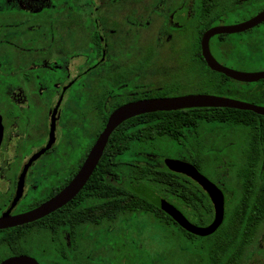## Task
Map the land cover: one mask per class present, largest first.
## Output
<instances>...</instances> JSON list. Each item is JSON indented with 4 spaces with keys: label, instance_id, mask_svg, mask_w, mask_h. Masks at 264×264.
<instances>
[{
    "label": "flooded vegetation",
    "instance_id": "flooded-vegetation-1",
    "mask_svg": "<svg viewBox=\"0 0 264 264\" xmlns=\"http://www.w3.org/2000/svg\"><path fill=\"white\" fill-rule=\"evenodd\" d=\"M119 6L125 14L117 13ZM263 11L264 0H0V74L4 58L7 64L14 57L15 64L9 77L0 76V218L6 213L15 217L33 211L63 192L82 169L109 118L126 105L194 95L223 97L187 89L238 87L232 81L263 83L258 92L255 88L251 92L264 95V80L243 82L214 71L202 50L203 36L209 30L237 26ZM223 18L231 22L223 23ZM71 32L82 36L85 43L70 49ZM138 34L142 42L137 51L131 50L129 39ZM261 35L264 22L246 31L220 33L210 39V51L222 66L242 72L232 64L246 57V50L254 54ZM21 38L28 40L27 50ZM19 51L27 54L20 58ZM204 66L219 77L205 75ZM257 72L264 69L252 73ZM42 106L48 112L44 129H37L42 118L37 109ZM193 109L197 108L144 113L122 122L114 132L140 137L124 156L126 166L118 174L114 160L109 159L111 168L102 175L109 187L130 189L131 182H137V177L131 179V167L163 166L161 134H190L202 128L178 125V117L193 115ZM53 122V146L30 164L21 181L31 159L49 144ZM9 149L11 157H5ZM50 154L54 156L44 158ZM216 185L226 200L224 181ZM234 186L237 189L229 192L238 197L241 183L236 175ZM84 188L43 218L0 229V264L16 258H27L29 264H147L142 255L146 241L138 234L143 229L133 218L150 212L115 207L113 189L84 196ZM158 215L163 221V214ZM164 222L182 233L180 244L194 243V250L200 252L192 264L209 260L210 245L217 238L201 242L182 230L205 239L220 228L202 237L176 222ZM190 222L205 228L213 220L205 225Z\"/></svg>",
    "mask_w": 264,
    "mask_h": 264
},
{
    "label": "trees",
    "instance_id": "trees-1",
    "mask_svg": "<svg viewBox=\"0 0 264 264\" xmlns=\"http://www.w3.org/2000/svg\"><path fill=\"white\" fill-rule=\"evenodd\" d=\"M190 112L194 114L178 117V125L190 123L196 129L206 123L244 127L247 130V146L243 154L245 163L236 173L241 183V192L226 211L222 227L216 234L205 239L194 237L182 230L183 234L201 242L217 238L210 245L209 260L206 263L202 260V264H245L244 259L264 221V116L251 111L228 108H197ZM161 136L183 146L189 139V134L185 133H163ZM138 137H140L139 134L114 132L97 169L81 194L85 196L90 193L89 195L92 196L95 192L104 194L113 189L116 196L113 202L115 207H127L133 210L143 208L155 215L162 213L163 221L174 223L175 221L169 215L163 213L146 198L133 192L131 188L109 187L102 177L103 173L111 168L109 159L114 160L117 174L125 168L126 164L122 163L124 156L131 150ZM201 160L200 158L197 160V168L201 165ZM129 174L131 179L137 177L135 181L152 187L170 203L173 204L170 200L172 199L188 208L187 214L191 215L198 224L205 225L213 220L214 209L208 195L190 178L170 171L165 163L160 168L131 167ZM125 190L128 194H124Z\"/></svg>",
    "mask_w": 264,
    "mask_h": 264
},
{
    "label": "rangeland",
    "instance_id": "rangeland-1",
    "mask_svg": "<svg viewBox=\"0 0 264 264\" xmlns=\"http://www.w3.org/2000/svg\"><path fill=\"white\" fill-rule=\"evenodd\" d=\"M4 0H1L3 3ZM117 13L119 15L125 14V8L122 6L117 7ZM223 23H230V19L223 18L221 19ZM257 32V31H256ZM20 41H26L25 38H21ZM28 40L22 46H25V50L28 47ZM142 42L140 34L134 35L129 39V47L131 50H138L139 45ZM85 40L82 36H79L76 32H71L68 37V46L70 49H75V46L84 44ZM257 48H255L254 54H249L246 50V57L239 59L236 63L232 64V67L236 70L242 72H256L264 69V36L261 35L257 38ZM212 50L215 52V48ZM245 51V49H243ZM14 51H11L10 55L14 56ZM20 58L26 52L19 51ZM125 54H127L125 52ZM14 58V57H13ZM7 59L8 63L5 64L6 59L4 58V64L1 67L3 73L0 74L1 77H9L13 69L12 65L14 60ZM13 60V63L11 62ZM18 60H16L17 62ZM172 62V61H171ZM15 65V64H14ZM13 65V66H14ZM230 66V65H229ZM5 70V71H3ZM169 70V68H168ZM203 72H206L205 75L212 74L211 79H217L216 74L211 73L205 66ZM219 77V76H218ZM44 81V80H42ZM214 82V81H213ZM238 87L234 85L227 84L225 86H211L212 90L208 88L195 89L191 87L187 89L189 93H206L220 95L223 97L237 99L246 103L257 104L258 106L264 107V95L260 93L253 95L252 89L255 88V92H258L257 89H262L263 83H239L232 81ZM206 86L208 84H205ZM41 96H44L41 93ZM38 114L40 115V120L37 123V129H44L43 123H45V116L48 112L46 106L37 109ZM247 130L242 127H234L228 124H219V123H206L202 125V128L199 131L189 134V139L186 141L185 145H180L179 143L171 140L164 139V145L160 154L164 157V163L166 160H183L189 162L196 166L197 160H201V165L198 167L199 171L210 179L212 182L219 185V182L225 184L226 189V202L227 210L233 205L237 196L234 193L229 192L231 188L237 189L234 186L235 175L239 168H241L244 163V150L247 146ZM21 135V134H20ZM14 136V134H13ZM19 136V135H18ZM89 140V139H88ZM168 144V147L166 145ZM83 145L86 146V140H83ZM12 149H9L5 153V157H11ZM76 153V152H75ZM53 154L46 155L44 158L53 157ZM76 159L77 156L71 157ZM41 163V162H39ZM40 165H37L39 168ZM162 167V165H159ZM197 167V166H196ZM228 174L229 176H224L223 174ZM229 179V180H224ZM144 185V184H143ZM152 190V187L144 185ZM155 191V190H154ZM232 191V190H231ZM229 192V194H227ZM173 204L176 205L183 213L189 217L191 221L195 219L187 214L188 208L183 205H180L176 201L170 199ZM230 200V201H229ZM133 220L140 223V227L143 231H138L144 240L146 241V249L142 251L147 259V264H192L193 257L198 256L200 252H196L195 246L193 243L188 242L180 244L178 237L182 236V233L173 225H166L159 215L151 213H137L134 216ZM175 236H173V235ZM193 258V259H192ZM245 264H264V222L262 223L257 238L255 240V245L253 244L244 259Z\"/></svg>",
    "mask_w": 264,
    "mask_h": 264
},
{
    "label": "water",
    "instance_id": "water-1",
    "mask_svg": "<svg viewBox=\"0 0 264 264\" xmlns=\"http://www.w3.org/2000/svg\"><path fill=\"white\" fill-rule=\"evenodd\" d=\"M263 22L264 11L258 14L255 18L237 26L218 27L206 32L202 39V50L203 56L211 69L223 73L230 78L243 82L251 83L264 80V72L242 73L222 66L214 58L209 47L210 39L214 35L220 33H236L246 31L262 24ZM189 108H229L241 111H251L260 116H264V107L262 106L212 95H194L170 100L164 99L156 101H146L126 105L118 109L109 118L105 130L102 132L95 146L91 150L82 169L63 192H61L58 196L46 202L39 208L28 213H24L15 217H12L10 213H6L2 218H0V229L21 226L36 221L72 201L85 187V185L91 178L93 172L97 168L104 154L111 135L122 122L144 113L172 111ZM54 133L55 126L53 122V126L51 129V140L49 144L45 149L41 150L31 159L30 163L25 167L23 171L21 181L24 179V176L26 175L30 164L53 146L55 140ZM165 165L170 171L184 175L190 178L192 181L196 182L208 194L214 207V219L211 225L205 228L195 226L175 205L170 203L165 198L161 197L154 190L144 186L141 183L132 182L130 184L131 190L141 197L146 198L157 208L165 212L186 231L202 237H207L214 234L221 227L225 220L226 200L223 191L214 182L204 176L196 166L189 162L169 159L166 160ZM3 264H29V260L27 258H16L8 260Z\"/></svg>",
    "mask_w": 264,
    "mask_h": 264
}]
</instances>
